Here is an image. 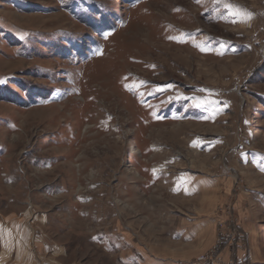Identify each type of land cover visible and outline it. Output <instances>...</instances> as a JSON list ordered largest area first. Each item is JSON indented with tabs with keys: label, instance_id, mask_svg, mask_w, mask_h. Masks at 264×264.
Listing matches in <instances>:
<instances>
[{
	"label": "rangeland",
	"instance_id": "rangeland-1",
	"mask_svg": "<svg viewBox=\"0 0 264 264\" xmlns=\"http://www.w3.org/2000/svg\"><path fill=\"white\" fill-rule=\"evenodd\" d=\"M1 215L42 264L197 222L264 264V0H0Z\"/></svg>",
	"mask_w": 264,
	"mask_h": 264
},
{
	"label": "crops",
	"instance_id": "crops-1",
	"mask_svg": "<svg viewBox=\"0 0 264 264\" xmlns=\"http://www.w3.org/2000/svg\"><path fill=\"white\" fill-rule=\"evenodd\" d=\"M1 220L0 264H14V262L16 264H38V262L42 264L38 257L39 254L36 253L37 251L34 252L32 257L30 256L28 250L29 243H26V241H24V245L20 243L21 250L16 253V257L13 255L14 231L17 230L16 227L18 226L17 224L14 225L12 215H1ZM183 224L185 225L186 223ZM204 226L203 223H195L193 230H190L187 236L184 234L183 227L178 229L176 231L178 233L175 234L173 233L174 230L171 234L166 232L165 237L156 236L155 233L154 236H152L154 240L150 242L148 240V247L143 249L146 253H143V260H140V264H200V262L195 260L207 249ZM192 236H195V239H193ZM43 248V245H41V252H43ZM32 258H34L36 262L33 261Z\"/></svg>",
	"mask_w": 264,
	"mask_h": 264
},
{
	"label": "built area",
	"instance_id": "built-area-1",
	"mask_svg": "<svg viewBox=\"0 0 264 264\" xmlns=\"http://www.w3.org/2000/svg\"><path fill=\"white\" fill-rule=\"evenodd\" d=\"M216 260L215 259L211 260L206 256H201L198 259V262H201L203 264H237L234 261H222V260H219L218 258Z\"/></svg>",
	"mask_w": 264,
	"mask_h": 264
}]
</instances>
